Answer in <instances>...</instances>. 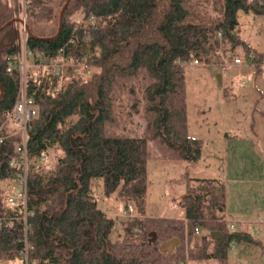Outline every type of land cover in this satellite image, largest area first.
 Here are the masks:
<instances>
[{"label":"trees","instance_id":"16d2710c","mask_svg":"<svg viewBox=\"0 0 264 264\" xmlns=\"http://www.w3.org/2000/svg\"><path fill=\"white\" fill-rule=\"evenodd\" d=\"M239 10L264 18V0H0V264H243L228 261L231 242L264 252L248 229L219 214L224 187L215 178L191 177L181 217L145 214L149 143L187 161L202 151L203 141L187 132L185 63L199 56L202 64L225 65L252 53L261 70L262 52L240 36ZM21 43L46 61L86 66L60 78L34 59L25 69L36 106L25 133L27 231L22 207L5 201L19 168L11 161L21 132L5 117L16 97ZM133 115L144 122L140 133L126 126ZM49 156L53 166L45 167ZM93 177L105 197L134 204L118 238H109L114 217L98 206ZM172 237V249H160Z\"/></svg>","mask_w":264,"mask_h":264},{"label":"rangeland","instance_id":"374dc122","mask_svg":"<svg viewBox=\"0 0 264 264\" xmlns=\"http://www.w3.org/2000/svg\"><path fill=\"white\" fill-rule=\"evenodd\" d=\"M238 20L241 24L240 36L251 44L256 51L262 52L261 70H255L256 68L251 60L252 53L245 57L242 53H239L241 54L239 63H230L227 59H223L225 65L185 63L186 111L190 134L194 133V119L196 116L211 115L215 118L214 123L219 122V124H223L228 128L238 126L242 129L244 138L248 142L241 147L243 153L237 155L234 154L235 151H231L230 154L226 153L224 164H228L225 169L228 173L229 184L234 182L249 186L250 179L251 181L255 179L257 192L255 195L252 192H247L245 196L249 200V206L253 203V200L258 203L255 210L257 217L261 216L262 220L253 222L250 225V232L253 237H257L264 245V145L261 141L264 138V21L259 14L252 12L246 14L241 10L238 11ZM26 27L23 23L21 30L24 31ZM236 52H238V48ZM31 61V57L26 58V62L30 63ZM54 69L55 67H52L53 73ZM75 72L77 70L66 61L54 74L60 78L59 75L64 77ZM216 74L222 76V84L220 85L217 83ZM253 85L260 89L261 96ZM231 92H235L237 96L229 98ZM226 93L229 94L228 97ZM131 118L132 120L129 119L126 126L132 127L133 132L140 133L144 123L143 120L137 115H133ZM122 128L119 124L118 129L121 130ZM250 131H253L256 136H252ZM259 141L260 151L252 152L257 150V146L259 147ZM251 142L255 145L250 146L248 151L246 146ZM149 146V156L146 163L145 213L151 216H178L181 213V208L176 201L178 196L185 191L187 183L190 187L194 184L191 177H196V175L211 176L213 174L210 160L205 156L197 161L181 160L176 158L175 151L172 148L163 143L151 141ZM219 151L221 153L222 149ZM215 154L218 155V153ZM53 163L54 158L49 156L44 165L45 167H51ZM219 163L223 164L220 159ZM237 165L241 166L240 170L236 169ZM233 175L238 178L233 177ZM90 185L98 206L114 217V224L110 230L109 238H118L122 233V220L133 218V215L126 216L122 213L124 203L121 201L114 198L117 202L114 203L115 201L110 199L111 197H105L102 192L100 177H93L90 180ZM233 243L235 250L227 249L228 261L242 262L243 264H264V252L259 245L248 243V248L242 249L239 248V242ZM195 263L213 264V261L211 259L188 260V264Z\"/></svg>","mask_w":264,"mask_h":264},{"label":"crops","instance_id":"0c3cea01","mask_svg":"<svg viewBox=\"0 0 264 264\" xmlns=\"http://www.w3.org/2000/svg\"><path fill=\"white\" fill-rule=\"evenodd\" d=\"M261 16L263 18V15ZM263 21H264V18H263ZM231 62H233V60H231ZM221 79H222V76H220L219 85L222 84ZM253 86H254V89L258 91V94L261 96L260 89L255 85ZM226 95L228 97L229 94L226 93ZM229 96H230L229 98H235L237 94H235V92H231ZM186 116H187V113H186ZM263 118H264V113H263ZM214 120L215 118L211 115L203 116V117L196 116L194 119L195 130L193 134H190L188 117H187L188 134L190 136L200 138L203 141L202 151L197 160H199L203 156H205L206 158H209L211 171L213 173L211 176L196 175V177L215 178L218 181H220L224 187V203H223L222 209L218 211L219 214L223 215V217L228 222L233 223L234 225L233 228L235 227L238 229L246 228L249 231H251L250 225H252L253 222H259L262 220L261 216L257 217L256 210H255L258 203L253 200V203L249 206V200L245 196L247 192L248 193L252 192L253 195H255V193L257 192V186L255 183V179H253V181H251L250 179L249 186L246 184L241 185L240 183H234V182L231 183L232 184L231 186V184H229V181L227 179V176H228L227 170L225 169L228 166V164H224V162L226 161V153L230 154L231 151H235L234 152L235 155L242 154L243 152H241L242 150L241 147L245 146V144L248 142H246V139L244 138V133L242 132V129L238 128V126L234 128H228L223 124H219V122L214 123ZM251 134L252 136L255 135L253 131L251 132ZM261 141H262V145H264V138H262ZM254 145L255 144H253L252 142L249 145H247L246 147L248 148V151L250 149V146L252 147ZM207 148L208 150H206ZM220 149H222L221 153L219 151ZM207 151H209V153H207ZM258 151H260V141H259V147L257 146V150L252 151V152H258ZM215 153H218V155ZM219 159L223 162L222 165L219 163ZM236 169L240 170L241 166L237 165ZM233 177H237V176L233 175ZM251 186L252 188H250ZM184 192L180 194L178 196V199L176 200L178 206L181 208V213L178 216H167V217H181L182 216L183 209L180 206L179 202ZM146 193H147V186H146ZM110 199H113V201H115L114 203H117L116 202L117 199L115 200L114 197L113 198L111 197ZM148 216H151V215H148ZM238 245H239V248L246 249L248 248L249 244L244 243V242H239ZM228 248H230L231 250H235L234 243L231 242ZM229 262H232V261H229ZM186 264H188V261Z\"/></svg>","mask_w":264,"mask_h":264},{"label":"built area","instance_id":"2783aa9c","mask_svg":"<svg viewBox=\"0 0 264 264\" xmlns=\"http://www.w3.org/2000/svg\"><path fill=\"white\" fill-rule=\"evenodd\" d=\"M88 20H91V16L88 17ZM23 24V20H22ZM31 57L34 59V65H41V66H51L55 67L54 73H57L59 68L67 61L70 63L77 72L84 71L86 69L85 64L83 63H73L71 59H63L60 58L59 62H51L42 59L41 52L37 49H28L21 43L20 49L17 51L14 61L15 65L19 71V81L18 87L16 91V97L12 103V106L6 113L5 121L9 119L10 121L16 124V130L21 132V138L19 143L15 145V151L17 152L18 156L13 161H11L12 165H19V168L16 170L13 176V189L10 191L5 198V201L9 206L20 205L22 207L23 215V228L24 231H27L28 225L25 221V200H26V149H25V133L26 129L29 127L30 119L36 113V106L34 104L33 98L30 94L26 92L25 89V69L29 64L26 62V58ZM190 63L194 64H202V60L199 56H194L190 61ZM234 63H239L240 60L235 57L233 59ZM12 66V62H8L7 68ZM2 136L0 135V141ZM44 156H40L39 160L42 161ZM122 213L126 216H135V208L134 204L131 201H127L124 203ZM233 223H230V227H233ZM198 232V227H194V233ZM258 232V230H256Z\"/></svg>","mask_w":264,"mask_h":264},{"label":"water","instance_id":"95a60500","mask_svg":"<svg viewBox=\"0 0 264 264\" xmlns=\"http://www.w3.org/2000/svg\"><path fill=\"white\" fill-rule=\"evenodd\" d=\"M64 5H65V3H64ZM64 5L60 9L59 20H60V15H61V12H62V9H63ZM216 80H217V83L219 84L220 83V75L219 74H216ZM187 229L189 230V226H188ZM151 232L155 236L154 231H151ZM216 233H218V232L213 231V230L209 232V234L213 238L216 236L215 235ZM193 236H194L195 239H201L203 237L202 235H199L197 233H195ZM175 240H176V237H172V238L168 239L167 241L161 243L160 246H159L160 249H162V250L163 249H168V250L172 249V246H173V243H174Z\"/></svg>","mask_w":264,"mask_h":264}]
</instances>
